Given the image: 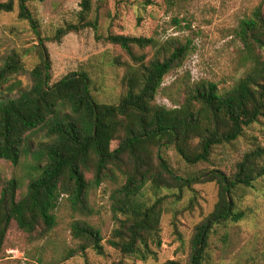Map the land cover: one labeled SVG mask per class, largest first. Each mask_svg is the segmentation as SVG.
Returning <instances> with one entry per match:
<instances>
[{
    "label": "trees",
    "instance_id": "obj_1",
    "mask_svg": "<svg viewBox=\"0 0 264 264\" xmlns=\"http://www.w3.org/2000/svg\"><path fill=\"white\" fill-rule=\"evenodd\" d=\"M28 1L0 3V13L13 12L17 2L19 19L36 28ZM78 1V25L58 29L51 39L35 33L38 63L29 73L31 86L11 97L20 88L14 83L7 90L10 94L0 97V160L17 166L30 151L29 135L43 131L47 139L34 153L37 174L24 193L18 195L15 179L4 182L0 176V247L12 224L30 238L45 239L56 227L62 197L73 212L89 215V191L110 181L116 187L110 194L114 227L107 246L119 255L118 264L156 259L166 206L177 204L194 184L215 183L217 202L195 228L188 261L163 263L207 264L209 235L215 226L241 222L249 209L238 203L247 191L264 190V149L243 154L228 171L201 169L185 175L163 155L172 149L189 168L211 165L216 150L232 145L264 118V20L256 11L240 24L237 37L246 62L242 77L228 89H219L211 81L188 80L173 108L157 104L156 97L165 77L193 52L192 41L171 38L157 43L109 33L106 42L119 47L129 61L118 63L124 72L117 103H98L86 73H70L52 82L45 47L46 42H58L71 32L96 28V23L85 21L92 0ZM29 53L30 49L13 51L3 60L0 88L24 73L23 57ZM71 234L79 240L78 253L90 249L103 256L99 229L76 221Z\"/></svg>",
    "mask_w": 264,
    "mask_h": 264
},
{
    "label": "rangeland",
    "instance_id": "obj_2",
    "mask_svg": "<svg viewBox=\"0 0 264 264\" xmlns=\"http://www.w3.org/2000/svg\"><path fill=\"white\" fill-rule=\"evenodd\" d=\"M8 0H0V3ZM11 13H0V66L13 51L30 53L23 57L24 73L16 75L0 88V97L14 83L20 88L11 97L31 86L30 71L38 63L35 46L39 33L42 39H51L58 29L78 25V0H31L26 6L37 26L19 19L17 2ZM258 11L264 20V0H92L86 22L96 28H84L60 39L45 43L52 66V82L70 73H86L91 79V94L98 103H117L124 69L118 63L129 61L117 46L106 42L109 33L128 37H143L162 43L176 38L192 41L193 52L183 65L169 73L156 97L159 105L173 108L180 101L186 81L201 80L216 83L219 89L230 88L245 72L243 44L237 37L240 24ZM134 51L138 52V50ZM142 52V51H141ZM145 53L152 56V51ZM47 142L43 131L28 136L30 151L20 163L0 160V176L6 182L15 179L18 195L24 193L29 181L36 176L34 153ZM264 149V118L245 130L232 145L216 150L211 165L187 167L170 149L163 157L180 174L201 169L228 171L241 156L251 150ZM115 184L105 181L88 194L89 215L71 210L66 197H62L56 210V227L42 240L30 238L12 224L0 247V264H118L119 255L106 241L114 227L110 194ZM1 190V186H0ZM217 202L215 183L194 184L181 200L166 206L160 223L161 247L156 259L130 264H163L168 260L186 263L191 254V240L195 228L213 211ZM249 209L245 219L237 224L215 226L209 235V261L207 264H264V190L247 191L238 203ZM246 210V211H247ZM76 221H86L99 229L103 238V256L88 249L77 252L79 240L71 234Z\"/></svg>",
    "mask_w": 264,
    "mask_h": 264
}]
</instances>
